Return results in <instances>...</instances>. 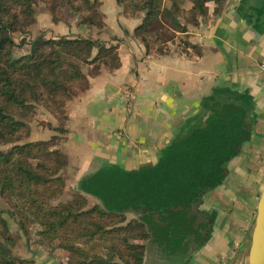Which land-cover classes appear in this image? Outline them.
<instances>
[{"label":"trees","instance_id":"1","mask_svg":"<svg viewBox=\"0 0 264 264\" xmlns=\"http://www.w3.org/2000/svg\"><path fill=\"white\" fill-rule=\"evenodd\" d=\"M38 1L0 0V145L13 143L0 150V198L13 206L9 216L24 235L36 225L40 243L57 240V247L68 254L65 264H142L148 249L167 261L184 258L209 235L206 215L211 211L203 209L201 201L222 184L228 162L247 139L244 110L229 102H213L180 127L155 162L135 169L102 165L78 181L74 199L54 202L63 185L56 175L65 164L63 154L52 149L56 135L17 143L28 135L24 120L41 105L58 115L61 125L56 130L65 133L66 102L85 92L89 76L118 68L120 58L115 44L89 38L49 39L43 34L32 40L28 53L14 57L10 33L25 30ZM184 1L190 5L184 7L180 0L116 4L123 15L139 19L131 35L147 56L170 53L164 42H170L169 33L175 31L185 35L179 44L182 50L195 48L184 32L188 24L196 25L207 15L210 0ZM212 1V14H220L226 0ZM96 3L89 9L100 22ZM86 194L98 202L85 208ZM127 213L134 215L133 220H127ZM12 242L0 211V264H39L14 255Z\"/></svg>","mask_w":264,"mask_h":264},{"label":"crops","instance_id":"2","mask_svg":"<svg viewBox=\"0 0 264 264\" xmlns=\"http://www.w3.org/2000/svg\"><path fill=\"white\" fill-rule=\"evenodd\" d=\"M207 4V15L184 32L195 48L174 50L172 43L168 54L144 56L143 46L124 36L118 41L120 66L90 77L85 94L69 103L64 149L79 163L78 181L102 165L135 169L155 162L180 127L213 102L244 110L247 139L228 162L222 184L201 201L211 211L209 235L191 247L188 259L164 264H247L264 186V0H226L218 15L212 14L214 2ZM116 10L110 31L122 37V29L130 33L139 19L122 15L117 5ZM88 165L93 169L86 170ZM26 246L39 264L53 262L42 249ZM161 258L148 249L142 264H163Z\"/></svg>","mask_w":264,"mask_h":264},{"label":"rangeland","instance_id":"3","mask_svg":"<svg viewBox=\"0 0 264 264\" xmlns=\"http://www.w3.org/2000/svg\"><path fill=\"white\" fill-rule=\"evenodd\" d=\"M62 1L64 0H39L33 8V20L29 25L25 27V30L10 33V36L13 39L11 52L14 57H18L28 53L32 40L39 34H43L45 38L49 39L70 37L100 40L105 42L106 44L117 45V52L119 46L118 41L121 40L124 36H130L133 41L141 45V43L131 35L133 29L128 34H125L124 30L122 29V37L117 36L110 31V25L115 26V19H117L116 17L118 16L116 12V0L115 2L114 0H89L90 2L88 5L85 4L82 0H72V4H68ZM95 3L96 11L102 14V19L100 22L99 17L94 13V10L89 9V6ZM119 11L120 13L122 12L120 7ZM105 16H107V19H105ZM86 17L91 18L92 23L89 22L88 19H85ZM169 35L171 36V41L169 40L170 42H164V44L166 46H169L172 44V42H176L174 45L170 46L172 49L176 50L178 47H180L179 44L184 42L182 41L184 40V38L182 37L185 35H177L175 38L173 35ZM95 53L96 48H93L92 55H94ZM86 70L87 68L85 67L84 71ZM104 71L106 70H102V72ZM89 79L90 76L88 77V82ZM85 92L79 96L71 98L66 102L65 111L67 113V119L65 128L67 129V131L65 133H59L56 130V127L61 125V123L59 124L58 115L54 111L48 110L41 105H36L31 117L24 120L25 125L27 126L26 128L28 129V135L17 141V143L29 141H46L50 139L52 135H56V140H54L56 146L54 145L52 149H57L63 154L65 164L56 174L62 177L63 185L60 187L57 197L53 200L54 202L72 200L78 193L77 177H79L80 175V172L78 170L79 163L78 161H75L76 158L74 157V155L71 154V156L69 154V148L67 149V151L64 149V140L66 135L69 133V103L75 98L83 96ZM12 144L13 143L0 145V150H6ZM85 168L86 170L93 169L89 165L85 166ZM85 199V208H88L94 203L98 202L94 197L87 194L85 196ZM11 209H13V206L3 198H0V211H2V216L6 219L9 230L13 237V242L11 245L13 254L22 258L33 259V257H29V255L27 254L26 248V245L29 246L32 244L33 247L36 246V248L42 249L47 257L50 256L49 259L53 261L51 264H65L68 254L61 248L57 247V240L55 242L45 241L40 243V238L36 233V225L30 227L28 236L24 235L18 227L16 221L9 216L8 212ZM133 217V214L127 213V220H133ZM23 239H25V241ZM184 257L188 259V256ZM152 260H155V258H149L148 262H152ZM161 260L163 261V264L167 261V259L165 258H161ZM35 262L39 263L37 261Z\"/></svg>","mask_w":264,"mask_h":264},{"label":"water","instance_id":"4","mask_svg":"<svg viewBox=\"0 0 264 264\" xmlns=\"http://www.w3.org/2000/svg\"><path fill=\"white\" fill-rule=\"evenodd\" d=\"M247 264H264V186L256 205L247 252Z\"/></svg>","mask_w":264,"mask_h":264},{"label":"built area","instance_id":"5","mask_svg":"<svg viewBox=\"0 0 264 264\" xmlns=\"http://www.w3.org/2000/svg\"><path fill=\"white\" fill-rule=\"evenodd\" d=\"M260 69H261L263 80H264V62L260 64Z\"/></svg>","mask_w":264,"mask_h":264}]
</instances>
